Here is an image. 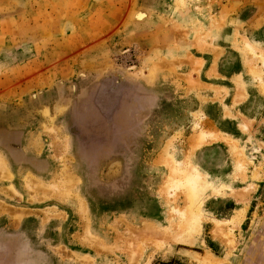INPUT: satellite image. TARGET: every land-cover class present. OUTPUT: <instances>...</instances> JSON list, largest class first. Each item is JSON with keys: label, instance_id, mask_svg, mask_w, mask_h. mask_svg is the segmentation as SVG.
Returning <instances> with one entry per match:
<instances>
[{"label": "rangeland", "instance_id": "1", "mask_svg": "<svg viewBox=\"0 0 264 264\" xmlns=\"http://www.w3.org/2000/svg\"><path fill=\"white\" fill-rule=\"evenodd\" d=\"M243 38L264 50V0H0V264H264ZM170 158L211 186L179 239Z\"/></svg>", "mask_w": 264, "mask_h": 264}, {"label": "bare ground", "instance_id": "2", "mask_svg": "<svg viewBox=\"0 0 264 264\" xmlns=\"http://www.w3.org/2000/svg\"><path fill=\"white\" fill-rule=\"evenodd\" d=\"M242 47L248 50L251 53L252 57L258 56L262 60V62H264V50H260L259 51L260 53H258L257 50L259 49L253 46L246 38H243ZM217 140H222V136L218 134V132L214 130L213 131L204 130L201 128L197 136L195 137L194 145L192 147L198 148L204 144L217 141ZM169 161H170L169 164H167V166H170L169 178H168L169 181L167 184L168 188H170L168 189V192H169L168 194L172 195L170 190L175 191L176 189H181L183 190L184 199L187 202V207L184 210L174 209V212L177 214V222L175 226L177 231L176 232L173 231L170 234H167L169 235L168 237L179 239L183 237V234L185 233L191 234L192 232L195 231L197 224H198V217H199L196 210L199 209V206L202 202L201 198H202L203 192L208 190L211 186L207 184L206 180L203 177V174L197 168L191 165H184L180 162L175 163L172 158H170ZM238 166L241 169L242 167L241 162L238 163ZM219 190L220 189L215 188L213 189L212 192L217 193L219 192ZM219 222H217L218 225H220ZM218 225L216 227H218ZM153 230L154 229H152V231ZM218 231L219 230L217 229L216 232ZM144 232L147 233V231H144ZM158 234H160V232H158ZM212 260H215V258L213 259V256H211L210 254H206L203 263L210 264L212 263ZM215 262L216 260L213 261V263Z\"/></svg>", "mask_w": 264, "mask_h": 264}, {"label": "crops", "instance_id": "3", "mask_svg": "<svg viewBox=\"0 0 264 264\" xmlns=\"http://www.w3.org/2000/svg\"><path fill=\"white\" fill-rule=\"evenodd\" d=\"M211 255V254H210ZM212 256V255H211Z\"/></svg>", "mask_w": 264, "mask_h": 264}]
</instances>
